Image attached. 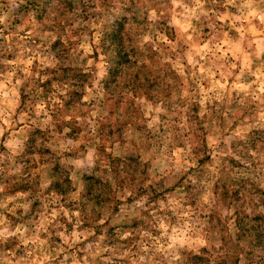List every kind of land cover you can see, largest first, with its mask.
Segmentation results:
<instances>
[{
  "label": "clouds",
  "instance_id": "clouds-1",
  "mask_svg": "<svg viewBox=\"0 0 264 264\" xmlns=\"http://www.w3.org/2000/svg\"><path fill=\"white\" fill-rule=\"evenodd\" d=\"M0 264H264V0H0Z\"/></svg>",
  "mask_w": 264,
  "mask_h": 264
}]
</instances>
